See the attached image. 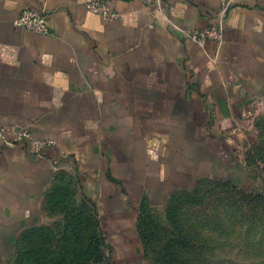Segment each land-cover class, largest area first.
Masks as SVG:
<instances>
[{
  "label": "crops",
  "instance_id": "0c3cea01",
  "mask_svg": "<svg viewBox=\"0 0 264 264\" xmlns=\"http://www.w3.org/2000/svg\"><path fill=\"white\" fill-rule=\"evenodd\" d=\"M89 1L0 0V256L65 179L125 228L203 179L258 180L242 117L264 111V0H234L223 41L202 44L183 32L214 25L220 0H106L108 23ZM23 10L49 35L15 28ZM21 129L56 144L32 157Z\"/></svg>",
  "mask_w": 264,
  "mask_h": 264
},
{
  "label": "rangeland",
  "instance_id": "374dc122",
  "mask_svg": "<svg viewBox=\"0 0 264 264\" xmlns=\"http://www.w3.org/2000/svg\"><path fill=\"white\" fill-rule=\"evenodd\" d=\"M253 120L245 162L256 165L264 158V111ZM258 167L249 185L203 179L127 228L101 222L65 179L40 225L24 230L0 264H264L263 162Z\"/></svg>",
  "mask_w": 264,
  "mask_h": 264
},
{
  "label": "built area",
  "instance_id": "2783aa9c",
  "mask_svg": "<svg viewBox=\"0 0 264 264\" xmlns=\"http://www.w3.org/2000/svg\"><path fill=\"white\" fill-rule=\"evenodd\" d=\"M234 0H220V10L217 14V22L209 28L202 30H192L183 32L185 40L202 44L206 40H214L221 43L224 37L223 22L226 15L233 6ZM86 9L101 18L104 23H108L118 17L111 11L108 1L106 0H91L85 5ZM13 25L17 29H23L28 32L47 36L49 28L47 16L42 12L34 10H23L14 19ZM253 113L247 112L242 117V127L252 131ZM0 142H6L5 134L0 130ZM25 143L29 146V153L32 157H41L42 152L56 144L54 140L37 139L27 129H21L16 132L14 143Z\"/></svg>",
  "mask_w": 264,
  "mask_h": 264
},
{
  "label": "trees",
  "instance_id": "16d2710c",
  "mask_svg": "<svg viewBox=\"0 0 264 264\" xmlns=\"http://www.w3.org/2000/svg\"><path fill=\"white\" fill-rule=\"evenodd\" d=\"M260 162H261V161H260ZM262 162H263V164H264V158H263ZM262 162H261V163H262ZM227 183H228V184H231L230 182H227ZM60 186H61V185H60ZM60 186L56 187V188L54 189V191L52 192V194H53V193H56L58 189L61 190V187H60ZM52 194H51V196H52ZM51 196L49 197V199H48L47 202H50V201H51V198H52ZM146 211H149V210H141L140 216H139V218H138L139 221H140V218L143 216V214H145ZM98 222H99V221H98Z\"/></svg>",
  "mask_w": 264,
  "mask_h": 264
}]
</instances>
